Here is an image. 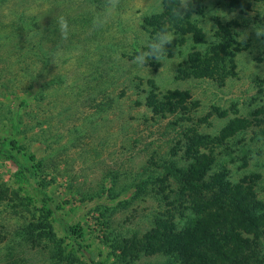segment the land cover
<instances>
[{"label":"rangeland","instance_id":"rangeland-1","mask_svg":"<svg viewBox=\"0 0 264 264\" xmlns=\"http://www.w3.org/2000/svg\"><path fill=\"white\" fill-rule=\"evenodd\" d=\"M241 1L250 7L204 1L202 25L213 27L217 17L240 32L236 75L222 85L175 79L179 55L159 61L157 71L150 61L145 67L133 62L139 42L150 36L143 18L153 8L161 11L163 0H120L131 22L104 31H92L86 14L101 0H0V264H180L169 253L131 251L129 241L168 211L180 227L193 218L165 203L159 176L178 130L201 117L208 120L199 128L210 134L236 109L254 120L230 142L227 150L239 160L229 167L235 180L261 172L259 185L264 182V37L254 27L264 24V0ZM58 15L70 21L67 39L54 28ZM150 78L157 92L189 88L192 120L155 117L146 100ZM243 154L248 165L237 171ZM258 188L264 197V185Z\"/></svg>","mask_w":264,"mask_h":264},{"label":"trees","instance_id":"trees-1","mask_svg":"<svg viewBox=\"0 0 264 264\" xmlns=\"http://www.w3.org/2000/svg\"><path fill=\"white\" fill-rule=\"evenodd\" d=\"M204 1L192 0L185 11V19L177 20L172 15L174 0H163L159 14L144 16L142 25L150 35L165 24L175 28L178 35L167 46L170 57L177 54L178 48L176 56L182 58L181 65L175 70V79L209 78L223 85L236 75L240 32L234 28V23L228 24L217 17L207 32L199 18L205 16ZM232 2L236 7H250L247 1ZM193 15L198 17L192 18ZM208 33L213 34V39ZM148 61L157 71L159 60L151 58ZM150 79L153 88L146 100L155 117L180 115L193 118L190 104L194 103L189 88L157 92L159 85L154 78ZM261 109L253 113L258 114ZM218 113L227 115V112ZM201 118H198L199 123L194 122L187 129L178 130L171 160L166 161L167 171L159 176L165 203L177 204L174 208L178 211L182 208L190 210L193 218L180 227L179 219L172 211L164 217L158 216L143 237L129 241L131 251L137 249V252L144 251L150 255L169 253L176 255L180 264H264V197L258 190L264 185V182L259 185L263 174L243 173L238 180L233 179L229 164L236 165L239 158L235 157L236 152L227 150L231 147L230 142L248 132L255 122L236 109L220 132L210 134L199 128L208 116ZM11 143L13 148H19L16 140ZM239 149L242 150V146ZM26 155L31 160L35 159L34 155ZM221 156L228 161H218ZM241 157L237 171L248 165V157L244 154ZM71 230L79 233L76 226Z\"/></svg>","mask_w":264,"mask_h":264},{"label":"clouds","instance_id":"clouds-1","mask_svg":"<svg viewBox=\"0 0 264 264\" xmlns=\"http://www.w3.org/2000/svg\"><path fill=\"white\" fill-rule=\"evenodd\" d=\"M192 0H174L172 6V15L177 20L185 19V11L191 5ZM259 11L264 16V5L260 3ZM159 8L151 9L147 14L154 15L159 14ZM87 16L89 17V27L92 31H104L108 26L113 25L119 21L121 23H130L131 15L123 10V6L120 0H101L98 5H92L87 10ZM211 15H221V12H212ZM196 18L198 16H191ZM200 21H201V17ZM205 27L212 26L210 24H203ZM255 32L257 36L264 37V24H256ZM54 28L57 35L62 39H67L71 34V25L67 15H58L55 18ZM177 32L172 25H162L158 30L152 33L147 38L140 41V51L133 56V62L137 66L145 67L147 60L155 58L164 64H167L178 54L173 56L168 55L167 46L170 45L177 37Z\"/></svg>","mask_w":264,"mask_h":264}]
</instances>
